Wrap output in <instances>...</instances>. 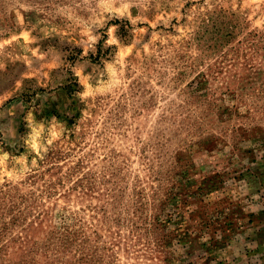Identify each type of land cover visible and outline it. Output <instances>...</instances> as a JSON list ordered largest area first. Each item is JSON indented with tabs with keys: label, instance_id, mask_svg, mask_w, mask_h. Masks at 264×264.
<instances>
[{
	"label": "rangeland",
	"instance_id": "rangeland-1",
	"mask_svg": "<svg viewBox=\"0 0 264 264\" xmlns=\"http://www.w3.org/2000/svg\"><path fill=\"white\" fill-rule=\"evenodd\" d=\"M169 197L264 264V0H0V264H187Z\"/></svg>",
	"mask_w": 264,
	"mask_h": 264
},
{
	"label": "trees",
	"instance_id": "trees-1",
	"mask_svg": "<svg viewBox=\"0 0 264 264\" xmlns=\"http://www.w3.org/2000/svg\"><path fill=\"white\" fill-rule=\"evenodd\" d=\"M202 191L203 189L200 190L198 194V197H201V199H203L201 196ZM169 199L171 201L174 199L172 202H167L174 211L166 214L163 219L153 220V229L148 230L151 232V235H153L152 242L149 244L151 250L158 254L163 251L168 252V246L182 243L183 238L189 235L197 239L206 237L208 243H200L203 254H198L196 258H192L189 250L185 249L182 251L184 257L191 258L187 264L193 261H196L197 264H221L222 259L218 251L227 245L226 240L228 238V233H233L235 230L241 229V227L238 226L233 228V223L230 222L231 216H229V214L223 215L216 211V208L212 209L210 207L211 204L204 202H197L200 204L202 203V205L191 212L194 218L197 217L195 220L187 221L182 217L178 218L177 198L169 197ZM216 207L219 208L218 206ZM170 225H172V227H170ZM164 261H168L169 264H177V252H170L168 257L164 258Z\"/></svg>",
	"mask_w": 264,
	"mask_h": 264
}]
</instances>
